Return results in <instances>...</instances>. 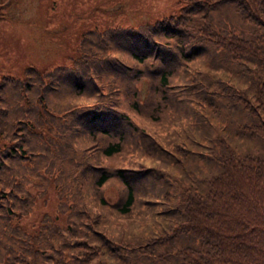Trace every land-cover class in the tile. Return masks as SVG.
<instances>
[{
  "label": "trees",
  "instance_id": "trees-1",
  "mask_svg": "<svg viewBox=\"0 0 264 264\" xmlns=\"http://www.w3.org/2000/svg\"><path fill=\"white\" fill-rule=\"evenodd\" d=\"M182 2L0 78V264H264V0Z\"/></svg>",
  "mask_w": 264,
  "mask_h": 264
},
{
  "label": "rangeland",
  "instance_id": "rangeland-1",
  "mask_svg": "<svg viewBox=\"0 0 264 264\" xmlns=\"http://www.w3.org/2000/svg\"><path fill=\"white\" fill-rule=\"evenodd\" d=\"M182 5V0H0V78L22 74L28 65L68 62L77 53L79 37L95 26L156 20L179 12ZM139 88L147 93L146 79ZM55 198L51 191L45 202L38 200L22 225L35 230Z\"/></svg>",
  "mask_w": 264,
  "mask_h": 264
}]
</instances>
